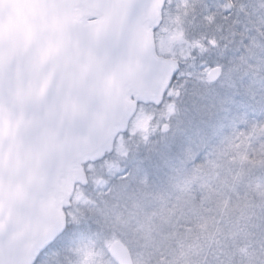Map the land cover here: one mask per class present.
<instances>
[{
  "label": "snow or ice",
  "instance_id": "obj_1",
  "mask_svg": "<svg viewBox=\"0 0 264 264\" xmlns=\"http://www.w3.org/2000/svg\"><path fill=\"white\" fill-rule=\"evenodd\" d=\"M0 264H264V0H0Z\"/></svg>",
  "mask_w": 264,
  "mask_h": 264
}]
</instances>
